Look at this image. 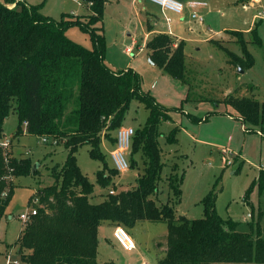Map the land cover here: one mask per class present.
<instances>
[{
	"label": "trees",
	"instance_id": "1",
	"mask_svg": "<svg viewBox=\"0 0 264 264\" xmlns=\"http://www.w3.org/2000/svg\"><path fill=\"white\" fill-rule=\"evenodd\" d=\"M82 1L88 13L64 12L55 19L43 14L40 4L0 0V136L14 108L19 121L16 135L23 133L24 124L28 133L53 137L67 149L64 162L52 167V182L38 188L30 198L32 204L38 200V211L23 224L15 242L20 264H114L97 260L99 228L121 225L129 230L144 220L167 224L165 240L155 242L158 264H264L261 211L250 223L251 232H239L236 221L218 213L213 189L200 201L203 214L199 218L177 214L169 201L159 200L165 164L159 143L163 134L160 125L172 119L171 112L181 107L167 108L143 90V78L136 69H115L107 63L103 26L107 0ZM258 24L254 23L249 39L242 31L228 30L242 48V56L224 48L233 66L245 69L254 65L247 49L249 42L262 46L264 59ZM74 25L89 34L91 49L67 36V29ZM174 40L168 33H157L145 46L153 64L186 82L184 41L175 45ZM133 99L148 110L145 124L135 129L129 154L130 167L138 164L134 156L141 154L143 171L134 186L116 190L113 179L119 172L113 164L108 165L101 141L104 138L115 146L113 132L122 126ZM223 104L230 109L229 115L235 113L242 121L246 132L264 136V101L230 95ZM213 112L205 116L186 114L191 121L200 122L208 120ZM179 129L174 127L165 136L169 143L176 141ZM84 144L89 145L90 156L101 162L96 182L107 190L97 200L93 196L95 183L77 161V151ZM32 167L30 158L16 157L0 145V218L14 192L12 177L35 174L38 169L32 172ZM183 180L184 170L171 167L167 182L175 203L180 201ZM255 187L264 192V169L247 188L244 201ZM110 189L116 191L110 193Z\"/></svg>",
	"mask_w": 264,
	"mask_h": 264
},
{
	"label": "rangeland",
	"instance_id": "2",
	"mask_svg": "<svg viewBox=\"0 0 264 264\" xmlns=\"http://www.w3.org/2000/svg\"><path fill=\"white\" fill-rule=\"evenodd\" d=\"M24 1L33 5L40 4V11L55 19H59L64 12L83 13V6L77 0ZM195 1L204 2L206 6L196 8V12L204 16V21L187 19L184 22L185 28L182 29L183 38L187 39L184 42L186 82L175 79L150 62L146 44L143 45L145 50L138 51L134 48L133 52L126 51L133 44L117 39L118 28L123 20L111 13L113 8L106 12L105 19L106 60L116 69H136L143 78V90L149 91L160 104L172 109L181 107L180 110L171 112L172 119L163 121L160 125L163 134L159 137V143L165 164L159 183V200L169 201L177 214H185L191 219L199 218L203 214L200 201L213 189L217 194L218 213L224 218L229 217L236 221L237 231L251 232L250 223L257 220L259 211L263 213L260 226L264 227V192L260 193L258 187H255L248 201H244L243 196L258 177L260 170L264 169V138L258 132H246L244 124L235 117V113L231 118L228 112L230 109L226 108L223 100L227 96L235 95L252 96L264 101L263 48L249 42L247 49L254 57V65L245 69L235 67L229 63L230 56L224 48L239 56H242V48L233 41L236 36L225 30L242 31L249 39V32L258 21V32L264 43V0ZM168 15L172 17L171 20L173 17L178 18L171 11ZM66 34L86 48L93 47L89 34L76 25L68 28ZM210 36L215 38L211 40L212 43L208 40ZM172 37L176 39L177 36ZM208 111L216 112L208 120L200 122L191 121L186 114L191 112L205 116ZM147 117L148 110L145 105L133 99L122 125L136 129L145 124ZM18 125V117L12 108L3 123L0 144L9 140L6 150L16 157L30 158L38 170L35 174L12 177L14 192L6 213L0 220V264H6L8 255L12 261L19 260L15 242L23 224L27 223L20 218V214L31 211L34 204L30 202V198L38 188L52 182V167L61 165L67 156L63 143H56L53 137L44 141V137L28 133L24 124L23 133L16 135ZM174 127L180 128L176 134L177 139L169 143L165 136ZM101 149L106 155L108 165L112 166V146L108 140L102 139ZM88 150V144L81 146L77 151V161L81 170L95 183L93 196L97 200V196L107 188H102L96 182V171L101 167V162L92 158ZM134 158H137L138 164L119 172L113 179L116 190L136 184L137 177L143 171V160L140 153ZM171 167L177 171L184 170L182 194L180 201L176 203L174 199L171 200L173 196L167 182ZM6 193L3 192L4 197ZM128 231L136 244V249L131 252L123 250L113 241L105 240L106 232L111 233L110 229L100 230L97 260L100 263L113 261L114 264H158L155 242L165 240L167 224L164 221L144 220ZM253 235H256L255 227ZM7 244L10 245L8 249Z\"/></svg>",
	"mask_w": 264,
	"mask_h": 264
},
{
	"label": "crops",
	"instance_id": "3",
	"mask_svg": "<svg viewBox=\"0 0 264 264\" xmlns=\"http://www.w3.org/2000/svg\"><path fill=\"white\" fill-rule=\"evenodd\" d=\"M77 1L78 3H81V5L83 6L82 7L83 13L81 14L88 13L89 10L84 5L83 1L82 0H77ZM184 2L186 3L187 1H184ZM12 5H14V3ZM109 9H112L111 11L112 14L117 15L119 19L123 20L121 24L119 25L120 27L118 28L117 39H119V41L121 42H132L131 44L133 45L126 48L127 52H133L134 48H136L138 51L145 50L143 45L146 44L147 40L152 35L157 34V33H162V32L168 33L171 36H177L176 40L178 42L179 41L185 42L187 39L183 38L184 35L182 34V29L185 28L184 22L187 19H190V20L194 19L191 17V13L193 12L194 8L189 6L188 4H186L184 13L182 15L173 13L174 15H177L178 18L173 17V19L171 20L172 17L168 15V13H170L169 10H165L161 8L160 6L153 4L147 0H107L106 6H105L104 17H103L105 37H106V30H107L105 26V19H106L107 13L110 12ZM127 17L130 19H128ZM167 18H170V21H167ZM193 31L194 30H192V32ZM225 31L227 32L228 30H225ZM175 32L178 35H176ZM213 39H215L213 36H210L208 38V40L211 43H212L211 40ZM178 42H175L174 44L176 45ZM147 58L150 59L148 56V53H147ZM230 116L231 118L234 117L232 115ZM261 137L264 138L263 135H261ZM108 142L110 143V141ZM110 145L112 146V149H113L114 145L112 143H110ZM103 228L105 229L107 228L111 230V233L109 234L106 232L107 237H104L105 240L113 241L114 243H117L113 238L114 226H101L99 228V231L102 230ZM9 247L10 245L7 244V249ZM157 254H158V249H157ZM157 258H158V255H157Z\"/></svg>",
	"mask_w": 264,
	"mask_h": 264
},
{
	"label": "built area",
	"instance_id": "4",
	"mask_svg": "<svg viewBox=\"0 0 264 264\" xmlns=\"http://www.w3.org/2000/svg\"><path fill=\"white\" fill-rule=\"evenodd\" d=\"M153 4L160 6L165 10H169L178 15H182L184 13L186 4L193 7L194 10L191 13V17L194 19H198L200 22L204 20V16L199 15L196 12L197 7H201L206 5L204 2L188 0L186 3L182 0H147ZM167 21H170V18H167ZM135 133V129L130 126L122 125L116 132V144L114 148L110 151V156L113 162L114 168L118 172L126 171L130 168L129 154L131 150L132 137ZM44 141H47V138H43ZM9 140L2 141L0 145L6 148L8 146ZM110 193H114V189L109 190ZM34 206L30 212H23L20 214V218L23 221H28L32 218V216L37 214V204L38 200L35 199L33 202ZM250 217V214H248ZM113 238L119 244V246L125 251H133L136 249L135 241L132 235L128 232V230L118 225L113 229ZM6 264H20V260H10L9 255ZM140 264H147V262H142Z\"/></svg>",
	"mask_w": 264,
	"mask_h": 264
},
{
	"label": "water",
	"instance_id": "5",
	"mask_svg": "<svg viewBox=\"0 0 264 264\" xmlns=\"http://www.w3.org/2000/svg\"><path fill=\"white\" fill-rule=\"evenodd\" d=\"M149 60H150V59H149ZM150 62H152V61L150 60ZM36 166H37V165H34V166L32 167V172L35 171Z\"/></svg>",
	"mask_w": 264,
	"mask_h": 264
}]
</instances>
